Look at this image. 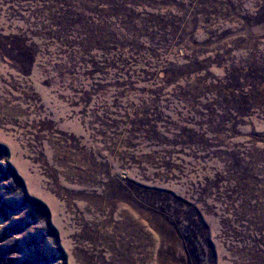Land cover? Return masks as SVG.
<instances>
[{
	"label": "rangeland",
	"instance_id": "obj_1",
	"mask_svg": "<svg viewBox=\"0 0 264 264\" xmlns=\"http://www.w3.org/2000/svg\"><path fill=\"white\" fill-rule=\"evenodd\" d=\"M0 264H264V0H0Z\"/></svg>",
	"mask_w": 264,
	"mask_h": 264
}]
</instances>
